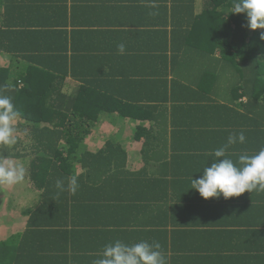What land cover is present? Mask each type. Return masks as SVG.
I'll return each instance as SVG.
<instances>
[{
    "label": "trees",
    "instance_id": "1",
    "mask_svg": "<svg viewBox=\"0 0 264 264\" xmlns=\"http://www.w3.org/2000/svg\"><path fill=\"white\" fill-rule=\"evenodd\" d=\"M10 1L0 0V12L12 14ZM20 1L59 17L64 8L63 0H45V9L41 0ZM117 1L116 9L99 10V22H148L158 41L120 39L125 54L117 45L78 65L70 77L79 84L62 75L61 55L14 67L5 55L15 52L6 42L16 37L0 32V95L21 113L16 143L0 145V159L26 168L13 190L0 186L4 217L24 219L0 240V264H92L117 241H158L168 264H199L190 246L220 255L237 223L249 219L248 203L235 209L244 194L205 200L189 187L230 134L246 137L228 149L233 161L264 148V29L250 30L246 14L231 13L236 0ZM108 117L117 122L109 138L100 130ZM128 126L138 145L132 156L120 136ZM73 176L75 195L67 190ZM57 180L66 189L59 195Z\"/></svg>",
    "mask_w": 264,
    "mask_h": 264
},
{
    "label": "crops",
    "instance_id": "2",
    "mask_svg": "<svg viewBox=\"0 0 264 264\" xmlns=\"http://www.w3.org/2000/svg\"><path fill=\"white\" fill-rule=\"evenodd\" d=\"M39 2V7L44 9L49 5L45 0ZM9 3L13 5V9H11L13 12L11 15H7L5 10L0 12V32L3 30L2 32L7 36L14 35L16 37L6 42L7 46L15 49L13 55H5L13 60V66L25 70V68H33L39 59L61 55L67 59L62 75L67 81L71 80L76 84H79L78 79H72L70 76L77 73L78 65L83 68L82 66L86 60L100 57L101 50L115 49L120 39L129 36H135V42L139 41L141 45L148 44L150 35H156L154 33L159 31L157 29L156 32H149L148 22H113V20L111 22H99L101 12L99 10H103L106 6L110 9H116L117 0H63L64 8L60 13L58 11L60 17L55 15L56 11L49 13L48 11L39 12L37 7L31 9L23 5L20 0H12ZM139 3H146V0H138L137 4ZM73 4L78 7L76 9L78 12L74 15L71 7ZM83 8L84 10H93L94 19L92 22L86 21L88 20V12L87 10L80 11ZM8 19L9 21H7ZM156 36L157 40L155 41H158V35ZM19 39L22 41L21 44ZM0 43L3 46L4 41L0 40ZM131 47L134 48L133 42ZM142 55L143 53L140 56L142 57ZM5 56L0 57V64L4 63ZM113 119L108 117L104 121L109 123ZM132 131L133 129L128 126L122 130L126 135L120 134L123 138L122 145L129 148L130 156L134 151H138V145L132 147L130 140ZM105 137L104 135L99 138L103 139ZM124 137L129 140L126 145L123 143ZM243 194L246 196L245 199L236 202L235 209L237 212H242L244 211L243 205L248 203L249 215H245V217L249 219L237 223L236 230L240 229V231L229 233L232 237V244L226 247L223 246L222 253L215 256H211L209 253L216 250H203L202 248L199 249L201 251H198L190 246L188 248L191 252L190 258L196 257L199 264L204 263L206 260L220 262V264H239L238 256H241L250 263L264 264V191L258 193L245 192ZM164 249L166 251V246ZM192 263H195V260H192Z\"/></svg>",
    "mask_w": 264,
    "mask_h": 264
},
{
    "label": "clouds",
    "instance_id": "3",
    "mask_svg": "<svg viewBox=\"0 0 264 264\" xmlns=\"http://www.w3.org/2000/svg\"><path fill=\"white\" fill-rule=\"evenodd\" d=\"M231 13L246 14L247 27L250 30L264 29V0H236ZM260 38L264 40V32L260 33ZM117 50L119 54H125V45L119 44ZM20 115L11 98L0 95V145L16 143L14 122ZM245 141L243 132L230 134L227 143L214 150L211 164L203 168L202 175L196 179L193 176L190 178L189 188L196 190L205 200L221 196L228 199L239 197L245 192L264 191V148L254 155L242 154L236 161L227 156V151L232 145L243 144ZM25 177L26 168L23 165L8 159H0V186L11 187L23 182ZM55 187L58 195L66 190L62 180H57ZM78 188V180L73 176L69 180L67 190L75 195ZM92 264H168V262L158 241L151 243L141 241L130 246L117 241L105 245L102 257L94 260Z\"/></svg>",
    "mask_w": 264,
    "mask_h": 264
},
{
    "label": "rangeland",
    "instance_id": "4",
    "mask_svg": "<svg viewBox=\"0 0 264 264\" xmlns=\"http://www.w3.org/2000/svg\"><path fill=\"white\" fill-rule=\"evenodd\" d=\"M116 125H117V122H113V123H111V121L109 123L106 122L103 124V126L101 125L100 130L101 131L104 130L105 133L108 134V136L112 137L114 135L112 130H116ZM121 134L123 136L126 135L125 132H122ZM90 141L92 142V139ZM123 143L126 145L129 143V140L126 137H124ZM13 186L11 187L4 186V187L8 190L9 189L13 190ZM6 197H7L6 194H0V201H1V204H0V240L6 239V237L11 235L12 233L18 232L23 227V223H24V219H21L18 221H12V218L9 220V217L7 216L4 217V207L6 204L5 202L7 200Z\"/></svg>",
    "mask_w": 264,
    "mask_h": 264
}]
</instances>
